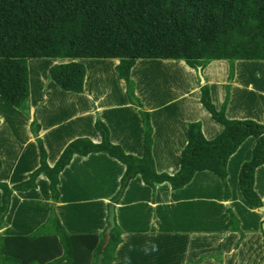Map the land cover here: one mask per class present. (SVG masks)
I'll return each instance as SVG.
<instances>
[{
	"label": "crops",
	"instance_id": "1",
	"mask_svg": "<svg viewBox=\"0 0 264 264\" xmlns=\"http://www.w3.org/2000/svg\"><path fill=\"white\" fill-rule=\"evenodd\" d=\"M64 61L30 59V95L24 106L17 108L0 95L1 181L13 185L39 166V147L30 129L34 117L41 125L50 165L77 137L101 141L97 117L109 126L112 142L127 153L143 154L142 118L127 98L125 81L115 68L118 60L82 59L86 74L80 93L64 90L48 77L49 68ZM235 70L226 115L264 123V60H237ZM228 73L227 60L211 61L202 72L203 80L183 60L140 59L135 63L131 75L151 115L158 172L179 170L189 122L199 120L208 139L222 131L223 125L201 103L200 80L210 85L212 100L220 108ZM255 143V137L246 138L228 160V198L222 179L207 170L196 172L178 189L168 182L150 186L140 175L132 178L116 203L123 235L112 264H264V207L249 204L239 184L240 168L251 158ZM124 171L125 165L106 152L73 156L60 174V198L55 202L68 232L104 230L108 203ZM255 188L264 200V164L256 170ZM51 204L49 180L39 176L36 188L13 192L0 233L34 231L47 219ZM227 207L238 216L240 231L230 228Z\"/></svg>",
	"mask_w": 264,
	"mask_h": 264
},
{
	"label": "trees",
	"instance_id": "2",
	"mask_svg": "<svg viewBox=\"0 0 264 264\" xmlns=\"http://www.w3.org/2000/svg\"><path fill=\"white\" fill-rule=\"evenodd\" d=\"M33 58L66 59L55 62L48 77L60 88L78 93L84 90L86 74L82 59H117L115 68L125 81L127 98L138 107L142 118L144 150L141 156L127 153L112 142L109 126L97 117L95 127L101 141L77 137L50 165L40 136L41 125L34 117L30 129L38 143L40 163L23 181L10 185L0 180V228L13 192L36 188L39 176L49 180L50 213L28 234L0 233V264H112L123 235L116 219V203L132 178L140 175L150 186L168 182L171 188L178 189L186 186L196 172L207 170L222 179L228 198V160L250 136L256 143L251 158L240 168L239 184L249 204L264 207L255 188L256 170L264 164V123L226 115L236 61L264 60V0H0V95L17 108L29 99L28 61ZM140 59L183 60L201 74L211 61L229 63L220 108L212 100L210 85L205 81L200 85L201 103L223 129L208 139L199 120L189 122L180 168L174 174L156 169L151 115L144 109L131 75ZM95 152L116 158L125 165V171L108 203L104 230L70 233L55 208L60 198V174L74 155ZM1 166L0 160V169ZM227 211L230 228L240 231L238 216L230 207ZM106 235L108 242L103 246Z\"/></svg>",
	"mask_w": 264,
	"mask_h": 264
},
{
	"label": "water",
	"instance_id": "3",
	"mask_svg": "<svg viewBox=\"0 0 264 264\" xmlns=\"http://www.w3.org/2000/svg\"><path fill=\"white\" fill-rule=\"evenodd\" d=\"M199 74H200V76H201V80H203V76H202V74L200 73V71H199ZM107 242H108V235H106L105 242H104V245H103V246H105V245L107 244Z\"/></svg>",
	"mask_w": 264,
	"mask_h": 264
},
{
	"label": "rangeland",
	"instance_id": "4",
	"mask_svg": "<svg viewBox=\"0 0 264 264\" xmlns=\"http://www.w3.org/2000/svg\"><path fill=\"white\" fill-rule=\"evenodd\" d=\"M31 60H33V59H31ZM30 61V60H29ZM29 61H28V66H29ZM32 62V61H31ZM200 83H202V81L200 80Z\"/></svg>",
	"mask_w": 264,
	"mask_h": 264
}]
</instances>
